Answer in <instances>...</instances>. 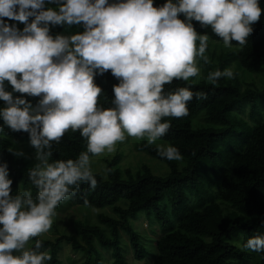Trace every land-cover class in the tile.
Masks as SVG:
<instances>
[{"label": "clouds", "instance_id": "9594fccd", "mask_svg": "<svg viewBox=\"0 0 264 264\" xmlns=\"http://www.w3.org/2000/svg\"><path fill=\"white\" fill-rule=\"evenodd\" d=\"M261 13L258 0H168L159 8L153 0L113 4L61 0L58 11L45 10V0H0V100L7 105L0 110V118L12 131L30 134L39 161L28 173L38 189L35 200L30 191L13 197L7 165L0 166V264L51 260L39 251L40 241L34 249H26V244L50 229L55 209L68 197L70 186L87 182L95 188L90 155L113 152L125 134L147 137L151 145L170 127L161 123L163 118L187 116V104L194 95L205 98L204 93L194 94L188 88L164 93V85L174 79L187 81L199 74L197 57L210 63L205 54L209 36L198 35L192 20L210 26L225 47L232 41L243 46ZM180 14L187 23L178 18ZM30 17L34 19L28 23ZM2 18L26 26L20 32ZM81 23L82 34L49 35V24ZM97 70L101 75L111 70L120 81L113 88V108L98 107L102 90L94 83ZM233 75L230 69L217 70L207 80L215 84ZM5 81L15 92L42 97L38 105L33 108L25 99H14L5 91ZM69 130L80 132L87 150L76 160L49 163L53 142L59 143ZM157 151L169 161L182 158L172 146H160ZM242 247L264 252V236L249 238Z\"/></svg>", "mask_w": 264, "mask_h": 264}, {"label": "trees", "instance_id": "16d2710c", "mask_svg": "<svg viewBox=\"0 0 264 264\" xmlns=\"http://www.w3.org/2000/svg\"><path fill=\"white\" fill-rule=\"evenodd\" d=\"M126 2V0H114L109 4ZM168 0L154 2L156 8L162 7ZM177 3V0H172ZM262 9L260 19L251 25L252 32L246 38V44L241 46L232 41V49L222 59L214 71H223L230 61H237L239 68L249 74H264V0H258ZM61 0H45V10L52 8L57 10ZM184 22H188L183 14L178 16ZM9 26H15L20 32L25 28L24 23L2 18ZM34 18L30 17L28 23ZM198 35H208L209 41L224 44L220 37L216 36L210 26H202L199 22L191 21ZM59 30L68 34H82L83 23L79 25H55ZM50 28L56 33V29ZM199 46V41L196 42ZM19 78V77H18ZM111 70L103 75L96 71L94 83L101 88L98 98V107L102 109L113 108L115 99L113 88L119 84ZM5 91L12 93L13 98L27 100L35 108L42 97L28 96L15 92L9 82L4 83ZM178 88H188L194 94L204 93L205 98L193 99L188 102V115L182 118L165 117L161 123L170 125L166 134L158 140L168 146L178 149L181 159L169 161L159 156L157 147L147 142L136 145L139 152L165 164L168 173L165 176L154 174L150 167L142 165L136 171H125L116 168L121 156L116 155L105 166L106 176L94 174L97 184L90 187L87 182H80L78 186H70V193L66 201L70 206H82L92 209L114 208L120 215L124 225L129 218H135L139 213H144L148 220L153 214L160 218V222L167 225L168 230L158 242L156 257L152 264H264V252L246 251L242 245L249 238L264 236V121L252 127L251 132L246 133V141L238 144L235 152L226 155L224 171L226 182L233 187L243 188L247 191V203L250 206L251 215L223 211L218 203L213 201L212 188H206L208 197H202L192 211L180 218L175 225L160 213V205L164 195L173 194V205L176 209H182L180 203L186 194L197 192V182L207 165L220 158L218 143L228 136L232 128L229 113L243 106L255 96L249 87L237 85L234 79L221 77L215 84L204 81L194 83L192 79L173 80L164 85L165 95L174 92ZM7 107L0 100V110ZM206 126L193 128V120L200 114ZM30 143V134L27 132H14L8 128L0 118V166L6 164L9 172L8 178L12 180L11 195L14 197L22 190L31 192L35 200L38 189L29 179V170L33 167L16 156L13 143ZM87 150V141L81 137L80 132L67 131L59 143L53 142L49 163L58 160H76L81 152ZM90 157H92L90 155ZM211 189V190H209ZM209 191V192H208ZM192 196V195H191ZM186 200V198H185ZM125 203L124 210L116 208L119 203ZM109 226L116 228L118 222L113 219H103ZM130 233L131 243L134 248V256L142 257V247L139 236L125 226ZM77 232L83 239L79 243L75 236H61L54 241H46L38 236L29 240L28 249H34L36 241H40L42 247L39 251L51 256V260L45 264H63L58 256L63 243L70 245L72 252L86 253V258L81 264H101V255L97 251L95 243L100 249L112 255V264H129L124 257L125 250L121 248L119 234L114 239L106 238L98 227L78 225ZM95 235V238L93 237ZM19 255L20 253H14Z\"/></svg>", "mask_w": 264, "mask_h": 264}, {"label": "rangeland", "instance_id": "374dc122", "mask_svg": "<svg viewBox=\"0 0 264 264\" xmlns=\"http://www.w3.org/2000/svg\"><path fill=\"white\" fill-rule=\"evenodd\" d=\"M112 1L114 0H108V2ZM153 1L156 2L159 0ZM54 26L49 24V29L54 28ZM55 29L56 33L51 32V29L49 31V35L53 38L57 35L72 36V34L59 30L57 26H55ZM231 49V47H225L224 44L208 40V48L205 54L209 57L210 63L205 64L200 57H197L196 66L199 68V74L189 79H192L194 83L201 81L210 83L207 80L208 74L214 72L219 63V59L222 60ZM262 53L264 58V47ZM225 69H230L233 72L234 75L231 79H234L237 85L241 86L242 84L244 87H249L255 96L252 100L246 102L245 108L241 106L229 113L232 128L223 142L218 143L219 146L217 147L220 152V158H216L213 163L207 165L203 170L199 177L200 180L196 184L197 192L191 194L192 196L189 194L185 195L180 203L182 209H176L173 205L172 193L164 195L159 209L160 213L171 225H175L180 218H183L185 214L192 211L195 204L202 197H208L206 188H212V190L209 189L211 192H208L211 194L213 201L218 203L223 211L236 212L245 216L251 215L250 206L247 203V191L243 188L233 187L226 182L227 174L224 171V167L226 155L235 152L238 144L246 141V133H250L252 127L264 121V74H249L239 68L236 60L230 61ZM202 115L203 113H200L193 120V128L206 126L201 118ZM125 136L126 139L123 142L116 143L113 152L109 153L105 151L103 154L90 157L92 173L106 176V163L116 155L121 156V160L116 166L119 170L125 171L130 169L136 171L142 165H147L158 176H165L168 173V168L165 164L136 149V145L147 142V137L133 138L128 137L127 134ZM153 145L157 148L160 146H168L167 143L158 139ZM12 147L14 148L16 156L25 160L29 166L34 167L39 163L36 156V149L30 143H13ZM17 153H22V155H17ZM26 191L28 190H22L19 193ZM116 208L124 210L126 204L121 202L116 205ZM102 218L113 219L119 224L116 228H113L104 222ZM80 224L87 227H98L102 230L104 236L110 240L119 234L121 248L125 250L124 257L129 264H152L156 257L158 242L168 230V226L162 224L156 214H153L152 219L148 220L146 214L139 213L135 218H129L127 224L124 225L122 218L114 211V208L92 209L82 206H70L66 199H64L55 209V215L52 217L50 229L38 237L52 242L63 235L75 236L78 242L83 244V239L77 232L78 225ZM125 226L139 236L138 243L142 247V257L140 259L134 256L130 233ZM93 237L95 238V235ZM29 245L30 242L26 244V249H28ZM95 245L98 247L97 251L101 255V264H112L113 257L110 251L105 252L96 243ZM44 252L46 253V251ZM58 256L63 264H81L86 258V253L79 251L72 252L70 245L63 243L59 249Z\"/></svg>", "mask_w": 264, "mask_h": 264}]
</instances>
